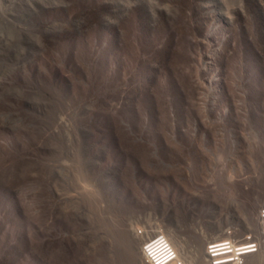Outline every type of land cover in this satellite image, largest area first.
Masks as SVG:
<instances>
[{
    "label": "rangeland",
    "instance_id": "374dc122",
    "mask_svg": "<svg viewBox=\"0 0 264 264\" xmlns=\"http://www.w3.org/2000/svg\"><path fill=\"white\" fill-rule=\"evenodd\" d=\"M112 116L129 132L104 134ZM85 127L104 147L79 166ZM128 215L130 243L110 228ZM263 215L264 0H0L1 264H150L156 243L173 264H264Z\"/></svg>",
    "mask_w": 264,
    "mask_h": 264
},
{
    "label": "trees",
    "instance_id": "16d2710c",
    "mask_svg": "<svg viewBox=\"0 0 264 264\" xmlns=\"http://www.w3.org/2000/svg\"><path fill=\"white\" fill-rule=\"evenodd\" d=\"M253 54L257 58L259 57L255 50H253ZM25 67H26V65H25ZM32 69L33 68L29 69V70H31L30 73H29L30 82L31 81H40V82L44 81V82H46V80L50 77L52 79V83H53L51 86H53L55 84L58 85L57 83L59 81L57 82L56 79L54 78V76L51 75V74H54L53 71H50L49 69H46L48 71L46 76L40 74V76L34 78ZM224 95L226 97V90L224 91ZM255 101H256L258 109H261L262 105H259L260 101L259 102H258V100H255ZM124 110L125 109L119 110L118 113L123 114ZM144 113L151 114L152 119H153V115H156V110L153 111V109H151L149 107L148 109H145ZM101 119H102V122H103V125H104L103 133L105 134L107 132H112L113 130H115V134L117 132L118 137H119V131L120 130H124V132H129V129L132 128V125L130 124V122L137 119V114H136V112L134 110L131 109V111L128 114V120H130V122L127 123V124L126 123H120L118 118H117V116L116 117L112 116L111 119L106 118V117H102ZM80 123L86 125L85 121H82ZM125 124L128 125L130 128H128ZM109 136L111 138H113V139H118L115 136H112V135H109ZM90 147H91V152L94 155L91 158V162L93 163L95 161L97 163V160H98L97 158H98V156H100V154H101L100 151H101V148L104 147V144L102 145V144L94 143V134L90 133L87 130V128L85 130H82V129H77L76 130L75 129V131H73V138L69 139V141H67L66 146H65L67 151H69L71 154H74L75 156H78L79 159H77V164L79 166H82L83 164L87 165V166L92 164V163H88L89 154H88L87 158H86V154H85L86 149H90ZM110 147L115 152L120 153V147L115 145V143L113 145H110ZM97 148H99V149H97ZM49 167H51V172H53V170H55V169L56 170L57 169H59V170L62 169L61 166H58V165H49ZM95 168H99V167L95 166ZM67 172H68L67 175L63 176L66 181L69 179V177L71 178V176H74V172L69 171V170H67ZM34 179H36V178L35 177H30L27 180L30 181L31 184L32 183H41L40 185H43L42 182H44V180L39 181L38 179H36V181H34ZM19 181L23 182V180H19ZM121 185H122V182H121ZM53 188H54V183L52 185H48V186L44 185V186H42V188L39 187V189H42V191L40 193L38 191L39 195H37V196H39V197H42V196L47 197L48 196V198L52 199L53 197H55V191H54ZM109 191L112 194L119 193V196L121 197L120 200H119V204H122L125 209L135 210V209L139 208V207L135 206V205L139 206L138 201L135 199V197L126 188H124L123 185H122V188H121L120 191H117L115 189H109ZM10 195L13 198V200H15V203H16L17 202L16 198H18V196H19L18 192L14 191L12 189V191H10ZM132 202L135 205H133ZM15 208H16L19 216H21L20 213H19L20 209H19V207L16 204H15ZM49 213L51 214V208H50ZM127 218H129V215L126 216V217H120V219H118L116 222L111 220L110 223H111L112 226L110 228L113 229V231H114L113 233H114L115 236L117 235L118 237H122V238H124V240L128 239L129 243H130L133 237L131 235L127 234V231H126V226H127L126 225L127 224L126 220H127ZM105 219H109V216L106 215ZM106 224H108V222ZM27 235H28V232L24 231L23 232L22 245H27L29 243H32L31 234H29V237H27ZM116 244L117 243L114 240L108 242V248H109V253L108 254L110 255V261H111L110 263H112V261L114 259V257H112V254L114 253V249L113 248H114V246ZM0 264H1V262H0Z\"/></svg>",
    "mask_w": 264,
    "mask_h": 264
},
{
    "label": "built area",
    "instance_id": "2783aa9c",
    "mask_svg": "<svg viewBox=\"0 0 264 264\" xmlns=\"http://www.w3.org/2000/svg\"><path fill=\"white\" fill-rule=\"evenodd\" d=\"M262 220L264 222V215ZM253 247L254 244L247 243V245L241 247L242 250H238V252L241 253L245 249ZM144 255L150 264H173L177 261V256L173 249L168 246L165 247L163 244L159 243H156L154 246L147 245L144 249Z\"/></svg>",
    "mask_w": 264,
    "mask_h": 264
}]
</instances>
